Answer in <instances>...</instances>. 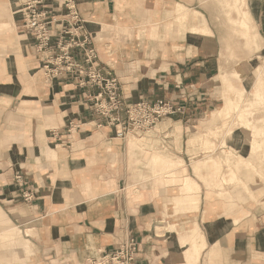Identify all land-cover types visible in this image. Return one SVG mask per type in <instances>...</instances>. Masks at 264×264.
<instances>
[{"label": "crops", "instance_id": "crops-1", "mask_svg": "<svg viewBox=\"0 0 264 264\" xmlns=\"http://www.w3.org/2000/svg\"><path fill=\"white\" fill-rule=\"evenodd\" d=\"M76 4L98 69L117 78L126 102L186 106L163 123L179 127L170 150L184 162L154 154L137 173L142 152L135 145L158 140L118 139L110 127L93 126L88 100L98 89L79 87L69 74L47 80L42 55L8 4L15 31L0 41V264H24L30 251L32 264H86L126 236L140 243L138 264H264L262 201L260 209L234 211L237 205L223 209L216 195L219 204L208 210L207 187L192 166L199 157L187 164L186 155L202 153L189 140L184 146L187 128L221 100L213 16L201 0ZM248 9L264 54V0H249ZM69 123L79 127L70 135ZM155 162L161 171L153 175Z\"/></svg>", "mask_w": 264, "mask_h": 264}, {"label": "built area", "instance_id": "built-area-1", "mask_svg": "<svg viewBox=\"0 0 264 264\" xmlns=\"http://www.w3.org/2000/svg\"><path fill=\"white\" fill-rule=\"evenodd\" d=\"M55 6L60 8L58 15L53 12ZM17 14L21 29L33 38L36 51L42 55L47 80L69 74L79 87L98 89L88 100L96 128L110 127L116 138L126 139L151 130L164 118L186 113L185 105L171 100H124L117 78L102 75L96 65L97 53L89 47L91 39L84 30L76 0H19ZM73 128L79 127L69 123V135ZM139 253L140 243L126 236L111 249L88 258L86 264H138Z\"/></svg>", "mask_w": 264, "mask_h": 264}, {"label": "bare ground", "instance_id": "bare-ground-1", "mask_svg": "<svg viewBox=\"0 0 264 264\" xmlns=\"http://www.w3.org/2000/svg\"><path fill=\"white\" fill-rule=\"evenodd\" d=\"M201 1L205 3V0ZM218 1L224 6L226 14L230 12L244 14V22L241 20V15L238 18L234 16L235 21H239L244 29L248 27V21L249 23L254 21L248 9L249 0ZM7 3L8 1L0 0V41L9 39L8 35L14 29L13 21H10L7 13L4 12ZM15 10L17 11V9ZM255 35L259 37L256 30H254V37ZM242 36L245 38L246 44L253 39V35L249 31ZM227 51L228 48L223 45L221 53L225 54ZM253 65L252 62L244 60L231 62L225 56L219 62L222 81L227 85V88H222L224 104L210 116L208 120L211 121L210 126L206 129L204 139L201 141L202 145H212L214 149L209 155L195 160L192 164L194 172L200 174L207 187L205 203L206 208L211 211L217 205L215 200L216 195L219 194L216 193V190L222 185L253 179L250 175V167L253 164L254 155H257L259 163H264V108L258 106L253 108L257 111L251 109L250 113L242 112L249 99L254 97V100L260 102L264 99V88L261 90L260 87L257 90L261 81V73L264 74V60L260 71L255 70L256 65L254 67ZM253 88H256L260 98L254 93L256 90L253 92ZM229 93H234L235 98H232ZM212 129L214 138L207 133ZM240 198L243 199L242 196ZM225 204L227 209L235 206L230 202Z\"/></svg>", "mask_w": 264, "mask_h": 264}, {"label": "rangeland", "instance_id": "rangeland-1", "mask_svg": "<svg viewBox=\"0 0 264 264\" xmlns=\"http://www.w3.org/2000/svg\"><path fill=\"white\" fill-rule=\"evenodd\" d=\"M18 2H19V0H10L7 3L6 10H4V12H6L7 15L9 16L10 21L11 20L13 21V28L14 29H15L14 20L12 18L11 10H10L8 4H10V5L13 4V10H15L18 7ZM203 7H205V9L209 13V15L211 14V16H213L211 18V20H212L213 25L216 27L215 32H216V37H217L216 39H217V48H218V52H217L218 62L221 61L223 56H225V58L230 60L231 62L244 60L247 62H252L254 64L253 67L256 65L255 70L260 71L261 65L263 64V60H264V54H262L263 42H262L261 35L259 34V32L256 29V25H255L254 21H252L253 23L252 22L249 23V21H248V27L246 29H244V27L239 24V21H235V19H234V16H236V18H238V16L241 15V20H242V22H244V14L242 12L241 13H239V12L231 13L230 12L229 14H226L224 12L225 10L223 9L224 6L218 0H205V3H203ZM14 13L17 14V11L15 10ZM231 16H233V17L231 18ZM14 29H13V31H14ZM254 30L257 31V33L259 34V37H257L256 35L254 37ZM247 31H249L253 35L252 36L253 39L248 44H246L245 38L242 36ZM210 34H211V31H210ZM223 45H226V47L228 48V51L225 54L221 53V48ZM221 71L222 70L219 66V73L214 79L215 85L218 87L215 89L217 91V94L215 95V97H220L221 100H219L215 103L216 104L215 109H213L210 113L208 112V113L202 115L201 117H199L197 120L198 122L194 123L195 124L194 127H192V128L189 127L186 130L185 137H184V146L186 145V147H188V140H189L190 146L199 147L200 152H202L201 154L197 153V154H193V155H191L189 152H187L189 154L186 155V157H188L189 160H187V159L186 160H187V164H189V166H191V161L195 160L198 157L202 158L204 156L209 155L214 149V146H212V145H207V146H204V144L202 145L201 141H202V139H204L206 129H208V127L210 126L209 124L211 121H208L210 116L212 115L213 112H216L224 104L222 88L223 87L227 88V85H225L222 81L223 77L221 76ZM260 78H261V81H260V85H259L257 90H259L260 87H261V90H263V88H264V74L263 73H261ZM255 90H256V88H253V92ZM257 90L254 93L257 96H259L260 94L258 93ZM218 91H219L220 95L218 94ZM229 94L232 98H235L234 93H229ZM212 96H213V94H212ZM259 98H260V96H259ZM254 99L255 98L253 97L252 99L248 100V102L245 105V108L242 109L243 113H250L252 111L251 109H253L254 107H258V106L264 108V99L261 102L258 100H254ZM253 110L257 111L256 109H253ZM202 120H204V122L202 124H200V122ZM164 121H172V120H170L168 118H164L151 130H149L145 133H142L140 135H131L133 138L136 137L139 139H147L146 137H150V138L158 140L157 145L152 140H150L149 145L151 146V148H146V149H143L142 147L135 145L133 143V142H135V140H129V141H131L132 144H134L136 146V148H135L136 151L142 152L140 159L138 160V165H137L138 169L136 170L137 173H139L140 171H145L146 168H148V166H149L148 164H146V165L142 164V166H139L141 163L140 160H142L144 162H149L150 156H152L154 154H156L159 158H163L165 160L167 159V161L169 163H173L176 161H183L181 156L176 155L175 153H173L170 150L171 147L175 148L179 143V139L176 138V135H177L176 131L179 129V127H177L176 124H174V125L173 124H170V125L169 124H163ZM162 124H163V126L165 125L166 127H163ZM197 131H199V132H197ZM213 132H214L213 129L211 131H207V133L212 138H214ZM189 136L193 137V139H191V137L189 138ZM215 138H216V136H215ZM156 147H157V149H156ZM252 161H253V164H252L253 167L252 166L250 167V175H251V177H253V179H250L249 181H238L237 183H234V184H225V186L222 185V187H220L218 189V192H220V194L218 195V197H219L218 201L222 202V208L223 209L227 208L226 204H225L226 202L234 203L235 206L237 205L236 207L234 206L235 207L234 211H236V209L243 211L245 206H247V208H245V209H249L252 207L256 208L257 207L256 205H258V203L256 201L258 199H260L262 201V204L264 205V187H262V185H260L261 182H264V163L258 162L257 155H254V158L252 159ZM157 167H158L157 162H155L149 168V170L153 171V175L160 173L161 170L157 169L158 170L157 171L156 170ZM164 170H162V171H164ZM252 170H254V171H252ZM233 171L237 172L235 170H233ZM182 173L185 174L186 171L184 172V170H183ZM189 173H190V170H189ZM241 174H243V173H241ZM190 175H191V173H190ZM137 177L139 178L138 174H137ZM143 181H146V180H143ZM147 181H150V180H147ZM152 182H153V180H152ZM165 184L171 185L172 183L165 180ZM165 184H164V186H165ZM162 186L160 185V187H162ZM169 191H171V193L173 192V194H175V193H177V187L172 186V187H170ZM205 195H206V191L204 192V197H205ZM222 195H224V197H221ZM240 196H242L243 199H241ZM237 201H240V202L237 203ZM218 204H219V202H217V205ZM257 208H259V207H257ZM32 254H33L32 251H30L28 254H24V253L22 254L23 259L25 261L24 264H32L33 261L30 260V259H32L31 258ZM11 262H13L14 264H22L20 262H17L16 259L11 261ZM11 262L9 264H11Z\"/></svg>", "mask_w": 264, "mask_h": 264}]
</instances>
